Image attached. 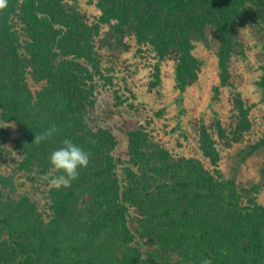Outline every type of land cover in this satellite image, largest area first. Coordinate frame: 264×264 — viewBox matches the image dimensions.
Masks as SVG:
<instances>
[{"label": "trees", "instance_id": "16d2710c", "mask_svg": "<svg viewBox=\"0 0 264 264\" xmlns=\"http://www.w3.org/2000/svg\"><path fill=\"white\" fill-rule=\"evenodd\" d=\"M91 1L99 10L94 20L78 0H7L0 9V156L13 122L23 171L59 174L49 156L64 138L90 153L71 186L49 188L48 211L28 194L12 195L13 177L0 171V264H200L203 258L210 264H264L258 186L240 189L199 158L176 155L140 119L121 125L128 147L116 157L112 128L94 123L100 38L101 45L112 39L125 45L135 37L161 58H174L180 91L199 78L203 62L194 53L196 43L210 46L216 38L220 84L233 86L231 61L243 52L237 27L250 21L264 33V0ZM261 69L257 84L264 99V58ZM233 98L246 122L240 128L247 129L252 105L239 94ZM52 125L56 133L34 140ZM216 127L224 137L219 121ZM200 139L212 156L215 139L207 129ZM263 145L264 136L251 147ZM131 209L138 214L137 231L153 238L156 250L144 254L138 246Z\"/></svg>", "mask_w": 264, "mask_h": 264}, {"label": "rangeland", "instance_id": "374dc122", "mask_svg": "<svg viewBox=\"0 0 264 264\" xmlns=\"http://www.w3.org/2000/svg\"><path fill=\"white\" fill-rule=\"evenodd\" d=\"M77 3L88 19L96 18L99 10L91 0H78ZM105 29L107 26L102 31ZM237 33L243 42V52L231 61L233 86L220 84L219 43L215 38L210 46L201 41L196 43L194 53L203 64L198 80L185 91H180L176 85L174 58H161L152 47L139 43L135 37H127L125 45H115L114 39L108 44L101 40V45L99 37L102 75L97 78L98 105L94 123L112 128L117 139L116 157H122L128 147V136L121 125L140 119L152 138L176 155L199 158L206 167L234 178L240 189L258 186V200L264 203V145L255 150L251 147L264 136V99L257 84L264 58V33L250 21L239 25ZM105 76H111L112 82ZM37 87L32 85L33 89ZM235 94H239L246 105H252L247 129L240 128L246 122H241L238 109L234 107ZM218 121L225 130L224 137L218 133ZM7 127L11 136L0 156V171L13 177L14 190L10 192L14 196L30 195L48 211L49 181L54 174L21 170L22 154L15 144L19 126L13 122ZM203 129L215 139L212 156L206 155L201 147ZM122 167H118V174L124 183ZM137 216L133 209L128 213L135 241L144 254L156 250L155 240L137 231Z\"/></svg>", "mask_w": 264, "mask_h": 264}, {"label": "clouds", "instance_id": "9594fccd", "mask_svg": "<svg viewBox=\"0 0 264 264\" xmlns=\"http://www.w3.org/2000/svg\"><path fill=\"white\" fill-rule=\"evenodd\" d=\"M7 0H0V9L4 8ZM57 129L52 125L44 129L39 135H35L36 142L50 138ZM62 146L54 149L49 156L52 167L58 170L57 175L51 177L49 183L52 187H69L77 179L79 170L86 167L89 163L90 153L80 145L74 143L70 138H64ZM200 264H210V260L203 258Z\"/></svg>", "mask_w": 264, "mask_h": 264}]
</instances>
